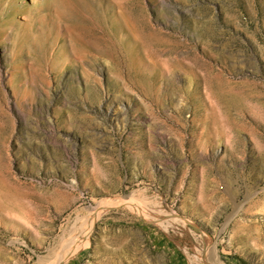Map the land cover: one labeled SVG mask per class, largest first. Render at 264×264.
I'll use <instances>...</instances> for the list:
<instances>
[{"label": "rangeland", "instance_id": "374dc122", "mask_svg": "<svg viewBox=\"0 0 264 264\" xmlns=\"http://www.w3.org/2000/svg\"><path fill=\"white\" fill-rule=\"evenodd\" d=\"M260 154L264 0H0V264H264Z\"/></svg>", "mask_w": 264, "mask_h": 264}, {"label": "bare ground", "instance_id": "6f19581e", "mask_svg": "<svg viewBox=\"0 0 264 264\" xmlns=\"http://www.w3.org/2000/svg\"><path fill=\"white\" fill-rule=\"evenodd\" d=\"M260 153V152H259ZM257 155V154H256ZM261 155V154H260ZM254 158V157H253ZM252 158V159H253ZM258 158V157H257ZM261 158H263L264 159V154H262L261 155ZM254 159H256V158H254ZM260 159V158H259ZM254 161V160H253ZM258 161V160H257ZM256 161V162H257ZM263 161V160H262ZM255 162V161H254ZM255 162V163H256ZM260 163H261V161H259ZM254 166V165H253ZM260 167L262 168V166L260 165ZM259 167V168H260ZM263 169V168H262ZM263 176V175H262ZM227 182V181H226ZM227 186V185H226ZM245 186V185H244ZM252 186V185H251ZM228 187V186H227ZM259 187V186H258ZM224 188V187H223ZM230 188V187H229ZM252 187H250V189H251ZM254 188V187H253ZM224 189H226V188H224ZM248 189V188H247ZM257 190V189H256ZM260 190H262V189H260ZM263 190H264V188H263ZM226 191H227V189H226ZM253 191H255V190H253ZM259 191V190H258ZM206 192V191H205ZM236 192V191H235ZM230 193V192H229ZM254 193V192H253ZM240 194V193H239ZM246 197H247V195H246ZM254 197H259V198H257V200H259L261 197L263 198L264 197V193H261V191L260 192H255L254 193V196H251V195H249L248 196V198L246 199V202H252L251 200H253L254 199ZM250 198V199H249ZM234 199H237V195L236 194H234ZM140 203V202H139Z\"/></svg>", "mask_w": 264, "mask_h": 264}]
</instances>
